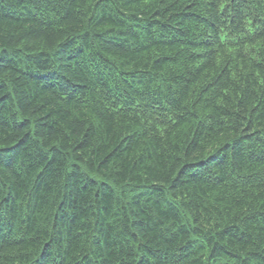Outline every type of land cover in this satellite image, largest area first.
<instances>
[{
	"label": "trees",
	"instance_id": "16d2710c",
	"mask_svg": "<svg viewBox=\"0 0 264 264\" xmlns=\"http://www.w3.org/2000/svg\"><path fill=\"white\" fill-rule=\"evenodd\" d=\"M0 264H264V0H0Z\"/></svg>",
	"mask_w": 264,
	"mask_h": 264
}]
</instances>
